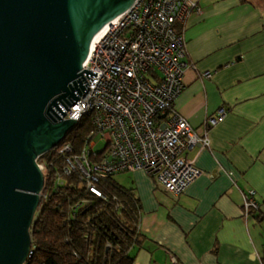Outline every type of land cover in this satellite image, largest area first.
<instances>
[{
  "label": "crops",
  "instance_id": "1",
  "mask_svg": "<svg viewBox=\"0 0 264 264\" xmlns=\"http://www.w3.org/2000/svg\"><path fill=\"white\" fill-rule=\"evenodd\" d=\"M198 2L202 13L184 30L193 67L173 110L196 130L220 107L228 112L209 128V146L187 151L202 173L183 193L131 171L142 207L134 264H264V0ZM251 189L260 211L246 216Z\"/></svg>",
  "mask_w": 264,
  "mask_h": 264
},
{
  "label": "built area",
  "instance_id": "2",
  "mask_svg": "<svg viewBox=\"0 0 264 264\" xmlns=\"http://www.w3.org/2000/svg\"><path fill=\"white\" fill-rule=\"evenodd\" d=\"M192 13H202L198 0H134L112 19L113 23L89 51L82 71L98 74L92 75L90 82L83 72L90 85L62 116L79 121L84 115H91L93 130L80 150L76 151L69 142L58 148L56 155L63 165L56 169L53 187L65 185L68 177L76 175L81 187L111 200L115 219L120 220L127 234L134 236V241L142 235V210L130 226L125 225L123 221L129 213L126 204L117 196L109 199L101 182L120 172L144 170L165 191L183 193L202 173L187 151L197 145L209 146V128L220 123L228 112L226 106L220 107L208 114L203 126L196 130L173 110L185 87V71L193 67L186 60L184 34ZM211 75V71L203 73L206 78ZM49 151L36 159L44 173L39 211L42 198L51 197L49 191L44 193L45 171L54 161L41 159ZM255 194L253 189L243 194L246 216L260 210ZM134 246L135 242L130 249ZM110 247L108 243L107 248ZM34 250L31 241L25 264Z\"/></svg>",
  "mask_w": 264,
  "mask_h": 264
},
{
  "label": "water",
  "instance_id": "3",
  "mask_svg": "<svg viewBox=\"0 0 264 264\" xmlns=\"http://www.w3.org/2000/svg\"><path fill=\"white\" fill-rule=\"evenodd\" d=\"M134 0H0V264H25L44 173L37 157L78 120L63 119L98 73L92 40ZM80 100V99H79Z\"/></svg>",
  "mask_w": 264,
  "mask_h": 264
},
{
  "label": "trees",
  "instance_id": "4",
  "mask_svg": "<svg viewBox=\"0 0 264 264\" xmlns=\"http://www.w3.org/2000/svg\"><path fill=\"white\" fill-rule=\"evenodd\" d=\"M92 130L91 115H84L61 144L41 158L54 161L45 171L44 193L49 191L51 197L42 198L43 206L31 227L35 250L27 264H134L133 250L140 246L142 235L134 241V236L121 228L111 200L106 201L81 187L76 175L68 177L65 185L56 189L51 183L57 167L63 165L61 157L56 155L58 148L69 142L76 151L80 150ZM101 186L109 199L117 196L126 204L129 213L123 223L130 226L142 210L135 190L113 179L101 182ZM85 201L88 203L84 204ZM134 242V248L130 249Z\"/></svg>",
  "mask_w": 264,
  "mask_h": 264
},
{
  "label": "rangeland",
  "instance_id": "5",
  "mask_svg": "<svg viewBox=\"0 0 264 264\" xmlns=\"http://www.w3.org/2000/svg\"><path fill=\"white\" fill-rule=\"evenodd\" d=\"M132 175L133 173L131 171L120 172L115 174L112 179L124 187H130L132 186V180H133ZM38 213H39V209L37 211V214Z\"/></svg>",
  "mask_w": 264,
  "mask_h": 264
},
{
  "label": "bare ground",
  "instance_id": "6",
  "mask_svg": "<svg viewBox=\"0 0 264 264\" xmlns=\"http://www.w3.org/2000/svg\"><path fill=\"white\" fill-rule=\"evenodd\" d=\"M113 23V21H110L108 23H106L99 31L98 33H96V35L94 36L92 43H91V47L90 50L94 48V46L98 43L99 39L101 38V36L107 31V29L109 28V26Z\"/></svg>",
  "mask_w": 264,
  "mask_h": 264
}]
</instances>
